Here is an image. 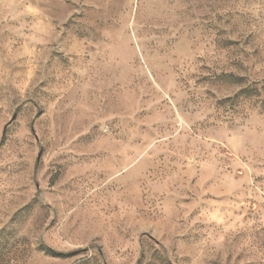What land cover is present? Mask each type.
I'll return each instance as SVG.
<instances>
[{
	"label": "rangeland",
	"instance_id": "374dc122",
	"mask_svg": "<svg viewBox=\"0 0 264 264\" xmlns=\"http://www.w3.org/2000/svg\"><path fill=\"white\" fill-rule=\"evenodd\" d=\"M0 264H264V0H0Z\"/></svg>",
	"mask_w": 264,
	"mask_h": 264
}]
</instances>
